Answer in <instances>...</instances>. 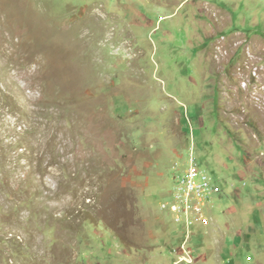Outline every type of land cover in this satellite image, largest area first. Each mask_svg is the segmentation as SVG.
<instances>
[{
  "label": "rangeland",
  "instance_id": "374dc122",
  "mask_svg": "<svg viewBox=\"0 0 264 264\" xmlns=\"http://www.w3.org/2000/svg\"><path fill=\"white\" fill-rule=\"evenodd\" d=\"M0 264H264V0H0Z\"/></svg>",
  "mask_w": 264,
  "mask_h": 264
},
{
  "label": "built area",
  "instance_id": "2783aa9c",
  "mask_svg": "<svg viewBox=\"0 0 264 264\" xmlns=\"http://www.w3.org/2000/svg\"><path fill=\"white\" fill-rule=\"evenodd\" d=\"M196 163L193 151L189 150L186 165L175 178L182 186L177 187V192L173 194L174 198L169 203V209L173 213L185 214V212H189L188 220L190 221L199 218V215L205 211L207 203L214 194L220 191L213 176L208 174L207 170L200 169ZM184 168L186 171H183ZM185 209L186 211H184Z\"/></svg>",
  "mask_w": 264,
  "mask_h": 264
}]
</instances>
